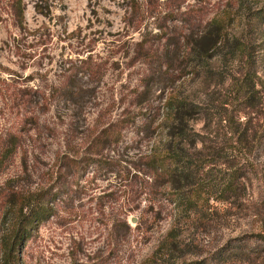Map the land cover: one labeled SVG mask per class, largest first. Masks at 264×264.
<instances>
[{
    "label": "rangeland",
    "instance_id": "374dc122",
    "mask_svg": "<svg viewBox=\"0 0 264 264\" xmlns=\"http://www.w3.org/2000/svg\"><path fill=\"white\" fill-rule=\"evenodd\" d=\"M35 1L23 0L21 24L0 2V156L16 148L0 167V264H15L14 254L16 264H144L174 217L155 202L160 190L148 180L162 104L173 91L215 106L238 70V60L226 65L220 50L211 64L221 77L203 82L181 58L182 37L222 12L238 17L264 0H46L45 15L36 13ZM242 24L234 20L231 35L241 37ZM261 34L264 22L243 35ZM257 67L264 76V60ZM182 72L189 74L177 78ZM140 95L152 112L136 105ZM157 110L156 122L142 131L144 114ZM127 114L135 118L128 126ZM203 126L198 121L194 129ZM108 130L117 142L91 145ZM257 148L249 158L264 170V144ZM250 178L240 208L213 204V222L186 230L204 255L241 243L264 249L248 239L264 230V183ZM30 195L37 196L33 212L21 213ZM22 216L27 228L15 241ZM5 240H20L10 262Z\"/></svg>",
    "mask_w": 264,
    "mask_h": 264
},
{
    "label": "trees",
    "instance_id": "16d2710c",
    "mask_svg": "<svg viewBox=\"0 0 264 264\" xmlns=\"http://www.w3.org/2000/svg\"><path fill=\"white\" fill-rule=\"evenodd\" d=\"M0 2L8 6L13 18L20 24L24 21L23 0ZM46 3V0H36L33 5L36 13L45 15L43 9L46 8ZM137 7L136 4L132 6L134 10ZM236 19L243 22L241 37L231 35L230 32L232 22ZM262 22L264 4L260 8L247 9L238 17L222 12L209 20L199 33L182 37L184 49L180 48L181 58L190 62L188 66L191 74L202 78L203 82L210 85L221 77L211 64L220 50L225 53L223 60L225 62L226 59V65L233 57L238 60V70L230 77L228 94L215 106L206 108L173 91L167 94L162 104V119L152 130L155 140L148 167H151L153 177L151 172L148 180H151L155 190H160L155 202L170 207L174 217L170 229L144 264H264V249L260 246L247 250L246 245L241 243L237 247L224 246L204 255L205 251L185 235L187 229L201 226L205 228L210 221L213 222L211 217L218 214L213 204L226 205L227 212L240 208L251 176L264 183V170L260 169L259 163L249 158L259 145L264 144V126L260 125L264 121V94L261 91L264 88V76L259 75L257 67L258 60H264V36L261 34L250 38L243 35L244 32L249 33L252 28L259 27ZM177 43L180 47L179 40ZM143 46V42L136 44L142 57L147 54L142 52ZM229 69L230 73L232 68ZM187 74L189 73L182 72L177 78ZM149 104L141 95L136 101L141 110L146 108V112H152L153 107ZM228 107L240 108V111L232 113ZM159 111L144 114L147 119L142 131L150 130L160 115ZM125 119L127 126L135 120L129 114ZM198 121L204 122L202 131L194 129ZM109 132L103 131L102 135L100 133L91 145L94 143L96 147L112 140L117 142L118 135H108ZM8 148L10 149L6 147L4 154L0 156V167L7 162L9 154L16 150L15 147ZM28 200V203L20 205L21 213L24 209L33 212L31 209L35 206L37 196L30 195ZM160 214V210L155 213L157 218H160ZM25 217L22 216L17 224L13 238L15 241L19 236L22 239L23 232L26 231ZM248 239L264 246V230L259 229ZM17 241L16 245L14 241L5 240L4 260L11 261L12 252L19 249L20 240ZM13 259L16 264V254Z\"/></svg>",
    "mask_w": 264,
    "mask_h": 264
},
{
    "label": "water",
    "instance_id": "95a60500",
    "mask_svg": "<svg viewBox=\"0 0 264 264\" xmlns=\"http://www.w3.org/2000/svg\"><path fill=\"white\" fill-rule=\"evenodd\" d=\"M132 223H135V220H132Z\"/></svg>",
    "mask_w": 264,
    "mask_h": 264
}]
</instances>
